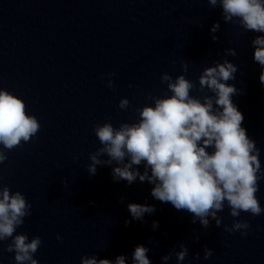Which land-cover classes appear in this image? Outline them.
<instances>
[{
    "label": "clouds",
    "instance_id": "1",
    "mask_svg": "<svg viewBox=\"0 0 264 264\" xmlns=\"http://www.w3.org/2000/svg\"><path fill=\"white\" fill-rule=\"evenodd\" d=\"M207 3L213 8L220 6L225 23H238L245 31L264 33V0H207ZM219 28L216 23L210 29L214 41L218 40L214 33ZM252 45L254 61L261 66L259 80L264 85V35L256 36ZM224 55L235 57L237 53L229 48ZM182 68L184 72L188 71L186 62L182 63ZM237 70L228 59L204 68L197 89L203 93L202 97L191 95L196 85L185 75L173 79L168 73L162 74L161 82L166 83L171 95L149 96L153 105L135 109L138 113L136 122L122 123L119 128L108 122L96 125L94 132L102 147L89 154V174L96 173L97 165L115 162L118 166L112 169L114 181L124 180L131 185L139 178L141 182L153 184V198L171 203L177 210H186L193 216L192 223L198 220L205 229L210 226L209 217L215 220L217 227L221 225L217 213L224 210L225 203L234 218L241 212L261 215L264 209L256 196L259 181L264 178L260 149L242 127L244 115L232 101L240 90L228 83L235 80ZM106 75L112 77L115 74ZM113 84L109 78L107 87L112 88ZM129 105V100L124 98L118 107L126 110ZM40 127L36 117L27 113L21 98L0 89V145L3 146L0 164L8 158L5 150L11 151L22 142H29ZM209 148L213 149L211 153L207 151ZM105 155L108 159H100ZM142 163L143 173L134 168ZM31 207L20 191L13 193L9 187L0 185V243L11 240L4 250L15 254V264H38L34 254L41 247V238L35 236L29 240L27 234L14 235L23 225L24 218L31 215ZM127 207L136 220L155 211L154 206L136 203ZM156 226L157 222H153V227ZM249 229L250 224L243 220L224 227L225 232L239 231L242 236L247 235ZM57 240H61L59 235ZM180 249L175 254L176 259L184 261L188 248L181 244ZM148 252L147 247L137 245L132 264H151ZM212 254L213 250L205 246L204 259ZM170 258L171 253L162 260ZM81 264H126V257L118 255L113 262L85 256L81 257Z\"/></svg>",
    "mask_w": 264,
    "mask_h": 264
}]
</instances>
